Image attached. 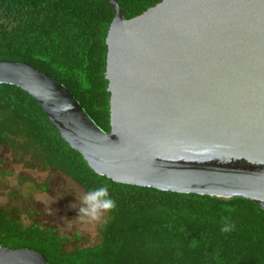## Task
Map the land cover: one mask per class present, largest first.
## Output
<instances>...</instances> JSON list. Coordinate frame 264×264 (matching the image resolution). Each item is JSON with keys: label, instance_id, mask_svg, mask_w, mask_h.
<instances>
[{"label": "water", "instance_id": "95a60500", "mask_svg": "<svg viewBox=\"0 0 264 264\" xmlns=\"http://www.w3.org/2000/svg\"><path fill=\"white\" fill-rule=\"evenodd\" d=\"M106 38L110 133L45 73L0 62V85L37 102L95 174L264 210V0H162ZM0 264H48L0 246Z\"/></svg>", "mask_w": 264, "mask_h": 264}, {"label": "trees", "instance_id": "16d2710c", "mask_svg": "<svg viewBox=\"0 0 264 264\" xmlns=\"http://www.w3.org/2000/svg\"><path fill=\"white\" fill-rule=\"evenodd\" d=\"M116 2L131 20L162 0ZM114 16L106 0H0V62L45 73L110 133L106 38ZM0 146L13 153L14 162L66 177L84 193L107 185L115 201L99 228V242L88 248L80 234L69 238L54 226L44 227L42 213L24 211L30 221L25 225L20 211L0 207V246L37 252L48 264H264L260 206L100 177L60 137L37 102L9 85H0ZM54 186L33 182L30 191L52 194ZM226 221L233 226L227 233L220 230Z\"/></svg>", "mask_w": 264, "mask_h": 264}, {"label": "rangeland", "instance_id": "374dc122", "mask_svg": "<svg viewBox=\"0 0 264 264\" xmlns=\"http://www.w3.org/2000/svg\"><path fill=\"white\" fill-rule=\"evenodd\" d=\"M12 155V152L0 146V207L20 211L22 221L29 225L30 221L24 211L33 209L41 213L42 204H45L46 215L40 216L45 226H56L63 236L69 238L80 234L84 240V248L96 245L100 240L99 228L106 223L107 213L104 214L103 222L89 223L79 220L76 217V208L71 207L73 204L79 207V197L84 193L79 186L66 177L53 175L50 171L27 167L25 162H14ZM26 160L29 162L28 158ZM3 162L7 163V170L4 169ZM9 172H13L12 175ZM44 181L54 182L52 194L44 195L37 190L30 191L33 182L41 184Z\"/></svg>", "mask_w": 264, "mask_h": 264}, {"label": "clouds", "instance_id": "9594fccd", "mask_svg": "<svg viewBox=\"0 0 264 264\" xmlns=\"http://www.w3.org/2000/svg\"><path fill=\"white\" fill-rule=\"evenodd\" d=\"M71 207L76 208V217L81 221H87L89 223L103 222L104 214L115 208V201L109 194L108 186L101 185L83 193L79 197V207H76L75 204ZM232 227L233 226L226 221L220 230L227 233L232 230Z\"/></svg>", "mask_w": 264, "mask_h": 264}, {"label": "flooded vegetation", "instance_id": "af4514ba", "mask_svg": "<svg viewBox=\"0 0 264 264\" xmlns=\"http://www.w3.org/2000/svg\"><path fill=\"white\" fill-rule=\"evenodd\" d=\"M43 183H46V181H44ZM42 183V184H43ZM39 192V191H38ZM39 193H41V192H39ZM41 194H44V195H46V192L45 193H41ZM42 208H43V212H41V213H43V215H46V205L45 204H42ZM30 211H35V210H30ZM35 212H37V211H35ZM43 226L44 227H49V226H45L44 224H43ZM50 226H53V225H50ZM54 227H56V226H54ZM56 228H58V227H56ZM59 229V228H58ZM59 231H60V229H59Z\"/></svg>", "mask_w": 264, "mask_h": 264}]
</instances>
